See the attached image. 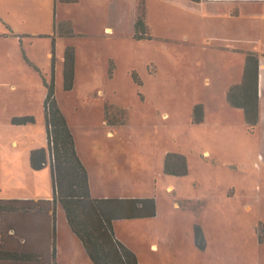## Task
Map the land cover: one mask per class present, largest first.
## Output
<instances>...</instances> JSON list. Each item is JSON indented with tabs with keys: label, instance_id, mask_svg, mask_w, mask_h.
Returning a JSON list of instances; mask_svg holds the SVG:
<instances>
[{
	"label": "rangeland",
	"instance_id": "1",
	"mask_svg": "<svg viewBox=\"0 0 264 264\" xmlns=\"http://www.w3.org/2000/svg\"><path fill=\"white\" fill-rule=\"evenodd\" d=\"M101 3L56 1L54 7V0H0V33L18 35L0 37V199L34 188L52 194L50 164L36 172L25 165V146L33 143L29 127L9 121L37 111L40 99L44 115L47 53L61 66L65 51L73 49L76 87L64 90L59 71L55 96L80 148L112 146L111 159L99 166L96 184L103 185L96 190L108 197L143 195L157 205L155 219L116 225L120 234L132 235L138 264H264V135L247 127L242 111L229 107L220 90L230 72L242 75L245 55L214 44L213 23L187 8H148L149 39L136 41L133 9L94 8ZM70 31L81 36L64 37ZM104 106L108 119H118L115 127L103 122ZM122 112L128 124L120 123ZM166 151L184 156L185 176L162 173ZM169 183L173 188L166 191ZM55 219V263L92 264L83 251L69 248L59 205Z\"/></svg>",
	"mask_w": 264,
	"mask_h": 264
},
{
	"label": "trees",
	"instance_id": "2",
	"mask_svg": "<svg viewBox=\"0 0 264 264\" xmlns=\"http://www.w3.org/2000/svg\"><path fill=\"white\" fill-rule=\"evenodd\" d=\"M56 1L71 3L75 0H54V6ZM57 30L61 35L59 25ZM132 37L136 41L149 39L142 2L136 8ZM263 56L246 52L240 81L225 91L227 105L242 111L245 124L250 130L255 129L259 122L258 71L259 60ZM62 78L63 89L69 91L74 78L72 49H67L63 55ZM42 86L45 88L42 108L46 148L32 150L29 164L34 171L50 164L52 198L37 201L0 200V264H56L57 205L61 207L69 229L79 240L92 264H138L136 255L116 240L112 224L119 220L154 218V198H92L86 169L77 156L73 135L55 98L53 77L48 83L42 78ZM119 116L122 123L125 114L122 112ZM109 117L112 115L106 110V119ZM193 119L196 123L201 122L200 109L193 111ZM12 123L33 124V119L19 118L12 120ZM162 173L172 177L185 176L187 164L184 156L167 153ZM196 242L201 247L199 232L196 233Z\"/></svg>",
	"mask_w": 264,
	"mask_h": 264
},
{
	"label": "crops",
	"instance_id": "3",
	"mask_svg": "<svg viewBox=\"0 0 264 264\" xmlns=\"http://www.w3.org/2000/svg\"><path fill=\"white\" fill-rule=\"evenodd\" d=\"M103 1L104 3H101L98 7L94 5V8H132L133 9L134 13H133V17L131 20L132 22L131 23V27H132L131 34H133L135 11H136V8H138L139 2H142L143 8H145V22H146L148 8H157V7L187 8L191 10L192 12H195L196 16L199 15L198 16L199 18L205 19V21H209L213 23L214 27L218 30L217 32L213 33V37H214L213 43L216 44L218 47L220 46V48L226 50L229 53H243L245 55L246 52H254V53L259 52L261 53V56L264 55V46H263L264 44V0H199V2L197 3H193L190 0H103ZM258 3H261V4H258ZM104 29L109 32L108 35H113V29L110 26H105ZM9 35L18 38V35L14 34L13 32L7 33V34L0 33V37H3V38H8ZM58 36L61 37L63 36V34L60 35L58 33ZM66 36L67 37L81 36V34L80 33L73 34V32L70 31L64 37ZM50 55H51L50 59L52 58L50 78L51 76L53 77L54 90H55V77L57 81V73L59 71L62 72L63 70V59H62L61 66H60L59 61L54 59V55L52 54V51L50 54L47 53V56H50ZM111 62H112V59L109 58L108 64H110ZM76 75L77 74H76L75 61H74V78H73L72 88L70 89V91L76 87L75 85L77 81ZM240 76H241V73L239 71L238 72L232 71L224 79L225 81L224 84L222 83V85H220V90H222L223 101L225 100L226 89L230 85L237 84L240 81ZM44 80L46 81V79ZM48 82L49 80L46 81V83ZM41 84H42V78H41ZM62 84H63V78H62ZM10 91L12 93L16 91L13 85L11 86ZM44 96L45 95H43V98ZM56 101H57V98H56ZM39 103L40 104H38L37 111L29 109L28 111L17 113L16 115L11 116L10 121H9L11 125H14L12 123V120L14 119H19V118H32L33 119V124L15 125L17 127H24V128L29 127V130H30L29 134L31 135L30 141L32 140L33 143H29L28 145L25 146L26 148L24 150V156H25V165L31 171H34V170L31 169L30 164H29L30 152L32 150L46 148L44 115H42V110H41V99ZM42 103H43V100H42ZM57 103L73 135L77 156L79 160L81 161L82 165L84 166V168L86 169V172L88 175V183H89L91 197L96 198V199L151 198V197H146L143 195H116L115 197H108V195L106 194L98 193L95 187L102 186L103 184L101 182L96 184V182L98 181V179L96 178V175L99 170V166L103 165V163L108 158H109L108 160L111 159V156L113 154L112 146L110 142H107L108 144L104 145L105 147L108 146L107 150L97 144L93 145L92 150H89V151H84L82 148H80L75 139V135L73 134V129L71 127L68 116H66L63 106L58 101ZM258 107H259V122H258V125L256 126V129L260 131L261 134L264 135V56L261 57L259 60ZM105 108L106 106H104V110H103V119H104L103 122L105 123L106 126L110 125V127H115L114 119L106 120ZM122 123H126V124L129 123L127 113ZM35 124H37L39 127L37 132L35 131V128H33ZM112 130H115V129H112ZM106 135L110 136L112 135V133H110V131H107ZM113 137L114 136L108 137V138L112 139ZM14 144L15 142H12V145ZM167 153H174V152L166 151L164 152V156ZM42 170L43 168L41 169V171ZM168 177H172V176H168ZM50 178H51V173H50ZM172 188H173V185L170 183L165 186L166 191ZM37 192H39L38 188H34L33 192L28 195L19 193L16 195V197H6L5 199H0V200L19 199V200L37 201V200H51L52 198V194L51 196H46L44 194H37ZM171 192H174V191H171ZM187 201L189 202L190 200H187ZM172 206L173 207L178 206L177 201L174 200L172 202ZM157 215H158V212L156 208L155 217L150 218V219H155ZM146 220H149V219L119 220V221L113 222L112 224L113 232H114V236L116 240L119 241L125 247H127L129 250H131L136 255L137 259H138V249L134 246L135 241L131 237L132 235L125 237L124 235L120 234L116 230V225L123 221L124 223H129L128 225L132 226L134 225L133 223H140ZM58 233H59V228L57 227V234ZM64 233H65L66 241L68 243L69 248H72L74 250L76 249L78 252L79 251L84 252L79 240L71 232L68 225H67V228L65 227ZM57 234H56V238H57ZM148 249L151 252H156V249H157L156 244L150 243L148 245Z\"/></svg>",
	"mask_w": 264,
	"mask_h": 264
}]
</instances>
